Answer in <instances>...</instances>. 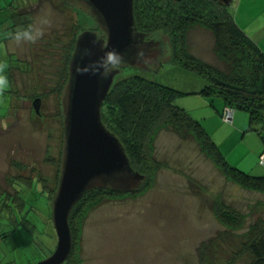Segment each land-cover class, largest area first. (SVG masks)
<instances>
[{
    "label": "rangeland",
    "instance_id": "rangeland-1",
    "mask_svg": "<svg viewBox=\"0 0 264 264\" xmlns=\"http://www.w3.org/2000/svg\"><path fill=\"white\" fill-rule=\"evenodd\" d=\"M13 4L29 13L31 30L42 35L35 41L4 42L0 32V64L7 65L9 82L0 93V264H37L51 255L57 242L51 207L64 136V91L59 95L57 89L71 40L77 31L96 30V25L69 0ZM229 9L264 52V0H232ZM8 15L1 14L0 21ZM188 37L192 54L222 68L209 31L194 27ZM149 38L158 45L146 64L127 68L115 81L141 74L179 92L173 104L203 126L231 166L264 176L263 143L257 132L247 131V113L235 110L233 123L224 122V101L200 94L204 78L171 63L169 37L156 33ZM35 98L40 99L38 115ZM155 158L162 168L151 190L134 200L105 202L90 212L83 227L82 264H248L246 254L238 256L240 231L234 236L226 232L210 206L218 199L242 213L264 217V196L226 182L191 137L160 131ZM143 181L136 180L132 188Z\"/></svg>",
    "mask_w": 264,
    "mask_h": 264
},
{
    "label": "trees",
    "instance_id": "trees-1",
    "mask_svg": "<svg viewBox=\"0 0 264 264\" xmlns=\"http://www.w3.org/2000/svg\"><path fill=\"white\" fill-rule=\"evenodd\" d=\"M1 2L0 15L9 14L0 21V32H3L2 40L5 42L15 38L17 32L28 29L31 21L28 12L16 10L14 0ZM229 10L217 0H133L138 31L149 37L156 33L167 35L171 63L204 78L206 86L200 94L221 98L225 108L245 111L248 116L247 131L257 132L264 149V52L236 24ZM194 27L211 33L212 52L222 68L191 53L188 36ZM79 33L77 31L69 45L65 76L57 89L59 95L67 83L68 64ZM118 68L124 72L131 66L122 63ZM178 93L141 74L114 82L103 102L101 119L118 137L131 167L144 176V181L140 187L128 192L104 187L90 190L82 196L69 216L73 247L65 264H82L83 227L92 210L105 202L134 200L154 187L157 173L162 168L155 158V141L160 131H172L181 138L191 137L199 152L211 161L226 182L264 196V176H252L231 166L203 126L184 109L173 104ZM59 167L60 176L61 163ZM56 190L57 186L54 194ZM210 208L215 220L231 236L240 231L238 256L246 254L248 264H264V217H253L254 211L242 213L218 199L212 202Z\"/></svg>",
    "mask_w": 264,
    "mask_h": 264
},
{
    "label": "water",
    "instance_id": "water-1",
    "mask_svg": "<svg viewBox=\"0 0 264 264\" xmlns=\"http://www.w3.org/2000/svg\"><path fill=\"white\" fill-rule=\"evenodd\" d=\"M69 1L90 15L99 31L82 30L69 60L62 101L61 170L51 207L57 242L51 255L37 264H64L73 247L69 216L86 192L104 187L128 192L136 180L144 179L131 167L118 137L102 122L101 108L122 72L118 65L146 64L158 43L138 31L133 0ZM217 1L228 8L232 2ZM39 104L35 98L37 115Z\"/></svg>",
    "mask_w": 264,
    "mask_h": 264
},
{
    "label": "clouds",
    "instance_id": "clouds-1",
    "mask_svg": "<svg viewBox=\"0 0 264 264\" xmlns=\"http://www.w3.org/2000/svg\"><path fill=\"white\" fill-rule=\"evenodd\" d=\"M42 35L40 30L32 31L31 26L28 29L22 30L15 34V40L19 41L22 38L27 39L29 41H35L38 37ZM7 67L6 64H0V93H3L5 89L8 87V79L7 76L4 75V69Z\"/></svg>",
    "mask_w": 264,
    "mask_h": 264
},
{
    "label": "built area",
    "instance_id": "built-area-1",
    "mask_svg": "<svg viewBox=\"0 0 264 264\" xmlns=\"http://www.w3.org/2000/svg\"><path fill=\"white\" fill-rule=\"evenodd\" d=\"M234 113H235L234 109L224 108V110L222 112V119L224 120V122L232 124L233 118H234Z\"/></svg>",
    "mask_w": 264,
    "mask_h": 264
}]
</instances>
